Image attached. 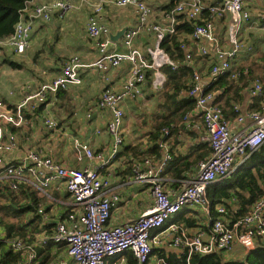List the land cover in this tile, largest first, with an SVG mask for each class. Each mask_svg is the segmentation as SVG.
Segmentation results:
<instances>
[{
    "label": "built area",
    "instance_id": "built-area-1",
    "mask_svg": "<svg viewBox=\"0 0 264 264\" xmlns=\"http://www.w3.org/2000/svg\"><path fill=\"white\" fill-rule=\"evenodd\" d=\"M150 1L111 2L117 8L132 7L137 18L136 27L126 29L123 33L122 52L110 51L114 45L112 35L100 23L104 5L99 2L90 4L85 33L95 44L97 59L85 64L77 56L69 57L62 63L58 76L51 81L37 85L26 83L20 88L19 99L7 103L0 101V191L8 188L10 192L17 193L20 187H24L46 201L37 207L29 201L34 216L30 220L26 218L25 223L32 224L34 217L39 223L34 231L25 236H8L0 226V241L4 248L19 256L16 264H39L37 251L48 246L50 259L47 264H168L164 257L153 255L152 252L153 247L165 240L164 235L171 236H166L170 245L181 251L180 257L186 254L185 264H190L193 254L204 256L230 252L236 245L249 253L255 248L258 239H264V197L256 200L242 218L233 222L223 217L215 219L210 223L207 233L199 230L191 234L182 225L171 222L176 214L189 205L196 206L207 217L211 216L212 211L224 216L226 210L222 205L211 206L206 195L207 188L229 178L264 144V106L248 113L250 123L247 125L244 124V118L237 115L235 122L241 127L232 131L224 118L223 109L214 104L215 94L205 93L213 81L230 71L231 62L238 53L252 51L251 46L241 42L240 34L243 26L250 21L248 8L255 2L264 3V0H215L211 5L205 4L203 0H179L160 12L159 21H152L155 11L149 5ZM83 3L87 4V1L83 0ZM74 9H77L74 0H44L33 7L31 21H24L21 14L13 34L0 40V47L8 46L14 54H24L29 48L32 21L49 22L55 13L61 19ZM225 16L228 17V48H224L215 35L214 21ZM185 22L190 28L189 39L196 44V54L213 56L207 76L202 77L194 72L184 92V97L194 102L193 108L183 117L184 122H188L192 116L201 118L206 133L204 140L209 144L210 153L199 162L196 173L184 187L172 194L164 188L162 177L166 165L172 160L167 144L169 129H163L157 140L162 158L156 163L149 158L134 160L131 165L132 181L137 186L149 189L151 207L131 222L120 226L110 225L111 214L120 203V197L112 191L109 180L100 174V169L116 158L123 144L122 104L135 101L142 95L149 73L152 76L151 88L155 92L164 88L163 68L177 70L179 65L161 45L167 37L176 36L178 26ZM142 32L153 36L154 40L144 50L134 45ZM179 42L185 66L191 65L192 51L185 41ZM123 63L129 65V70L120 90L105 88L96 104L99 111L109 114L106 131L112 139L110 148L94 151L86 142L76 138L72 140L76 160L81 162L86 159L90 167L68 169L52 159L43 148L27 150L16 161L6 160V155L18 150L20 144L12 129L18 130L27 125V115L31 117L40 106L51 104L59 92L80 85V70L90 69L104 75ZM238 77L239 74L235 72L230 75L231 79ZM249 91L253 97L261 96V80L254 79ZM9 95L12 96L13 92ZM232 110L238 113L236 105ZM86 119L90 120L91 115L87 114ZM40 125L46 131L57 128V122L49 118L40 119ZM96 134H100V130H96ZM57 183H61L68 196L64 203L49 193ZM58 204L65 206L62 215H55L53 207Z\"/></svg>",
    "mask_w": 264,
    "mask_h": 264
},
{
    "label": "crops",
    "instance_id": "crops-1",
    "mask_svg": "<svg viewBox=\"0 0 264 264\" xmlns=\"http://www.w3.org/2000/svg\"><path fill=\"white\" fill-rule=\"evenodd\" d=\"M43 1L44 0H30L27 3L22 13L24 21H31L33 7L41 4ZM86 1L87 4L83 3V0H74V3L77 6V9L74 10H82L85 13V20L82 23V31L84 32V35H81L82 39L76 45V42H78L77 36L74 38L72 37L75 45L72 49L75 50L76 48L79 53L72 52L71 55L69 54V56H66L65 58L58 57L62 61H58L57 58V61L59 62L57 66L55 64H49L48 62L43 64L33 63L34 65L29 62V54L34 55V59H37V52H39L37 48L39 47L37 41L38 34L43 30V27L35 25L39 22L36 20L32 21L29 48L24 54L16 55L8 46L0 47V72H4V69L10 71L7 64L3 63V60L8 59V56L11 55L13 57L21 58L20 63L23 68L21 70L27 71L30 75L28 80L17 83V86H13L11 83L16 80L13 79V77H15L17 73L5 74V76H7L5 80L8 82V86H10L8 87L9 90L5 92L6 96L0 98V101L7 103L16 101L17 98L19 99L20 88L26 83L37 85L51 81L54 77L58 76L62 63L69 57L77 56L80 58L81 62L85 64H90L97 59L95 44L87 38L85 33L87 18L90 15L91 10L90 4H96L99 2L104 5V9L100 14V23L109 29L112 36L123 29L126 30L136 27L137 25L136 14L132 7L117 8L111 4L113 0ZM177 1L179 0H173V4ZM170 2L171 0H151L149 2V5L155 11V17L152 21L160 20V12L165 10ZM203 2L211 5L214 4L215 0H203ZM248 10L250 12V21L243 26L240 40L242 43L251 46L252 51L238 53L236 58L231 62L230 72H240V76L237 79H234V87L238 92L235 94L233 91L226 93L221 100L222 102H220L224 118L228 121L232 131H237L241 127L235 122L237 115L243 117L244 124L247 125L250 123L248 113L260 110L261 107L264 106V3L255 2L248 8ZM53 16L58 20H62V18H58V14L56 13L53 14ZM227 23V16L214 21L215 35L223 44L224 48H228L226 35ZM44 36L47 35L42 34V37ZM122 36L123 35H121L116 41L111 38L114 45L110 48V51H123ZM176 36L179 37V41H185L193 54V61L191 65L187 66L191 70V76L188 79L189 82L191 81L194 72L199 73L202 77H206L208 70L213 63V56H198L196 54V44L189 39V33H183L180 31ZM33 41L36 42V47L34 46ZM153 42V36H147L142 32L138 38H136L134 45L135 47L144 50V48L151 46ZM25 64H27L26 67H24ZM128 70L129 65L126 63L121 64L116 69L109 70L104 75L90 69L80 70V85L70 86L66 91L58 93L51 101V104L43 105V107L40 106V111H37L31 117L27 115V125L14 131L19 138V148L15 152L7 154L6 160L16 161L23 157L27 150H38L43 148L52 159L68 169L90 167L91 164L86 159H83L81 162L76 160L72 148V140L76 138L82 142H86L94 151H103L110 148L112 139L106 131L109 114L107 112L99 111L96 104L100 93L105 88H109L113 91L120 90L121 85L127 78ZM247 72L251 73V75L248 78H241L242 74ZM151 79L152 76L151 73H149L147 75V82L142 88V95L139 98L135 101L122 104L124 112L122 124L123 144L120 147L116 158L100 169V174L109 180L112 191L116 192L120 197V203L111 214L109 220L110 225L120 226L131 222L141 213L148 210L152 204L149 189L146 186L135 185L131 177V165L134 160L149 158L153 163H156L163 155L157 147L156 151L152 152L151 147L154 146L155 141L151 138V134L153 133V128L159 118L162 115L165 116L168 114V112H166L167 110L161 107L164 105L163 93L168 89V85L165 77L164 88L155 92L150 86ZM254 79H260L263 84L262 95L258 97H253L249 91ZM10 92H13L12 96L9 95ZM184 92L185 90L178 92V99L181 100L185 98ZM214 94L216 98V96L219 95V92H214ZM225 100L226 104L224 103ZM148 103L153 106V111L149 114L140 111V116L142 118L146 116L145 118L152 121L149 124V127L141 128L139 124L137 125L134 123L136 120L133 118L134 115H132V113L137 114L136 110H141L142 105ZM234 105L238 107L237 114L232 110ZM187 112L188 111L181 112L182 116L176 124L172 123L170 126L165 127L169 129L167 144L170 147L169 150L172 160L166 165L162 177L164 179V188L172 194L178 192L184 187L186 182L196 173L199 162L210 153L209 144L204 140L206 133L202 127L201 118L192 116L189 118L188 122H184L183 117ZM87 114L91 115L90 120L86 119ZM42 118H49L57 122V128L51 131H46L40 125V119ZM96 130H100V134L97 135ZM155 145L157 146V141L155 142ZM126 147H129L128 151L125 150ZM135 148L137 149V152L134 151ZM50 192L53 193L50 195L63 203L68 200V196L63 190L61 183L54 185V188H52L49 193ZM231 200L232 198H230V202L225 200H223V202L224 204L229 205L230 209H233L235 208L234 202H231ZM27 203L29 204V201H27ZM40 203L44 205L46 201ZM222 206L224 207V205ZM53 208L55 215H62L65 206L58 204ZM212 213H214V211H212ZM33 216V212L27 213L26 216H24V221L26 218H28V220L32 219ZM211 216L207 217L199 208L189 205L176 214L171 222L182 225L183 228L191 234L199 230H203L207 233L211 222ZM38 223L39 220L36 217H34V221L32 220V224L30 225L23 223L25 226L23 236L30 233V231H34L38 226ZM165 228L166 227H164V230ZM169 234L172 235L171 233ZM166 236L171 237L164 235L163 238H165V240L161 241L159 246L153 247V255L161 252L168 258L172 256L178 258L181 255V251L172 247ZM262 241H264V239ZM246 254L247 253L237 245L234 246L230 252H221L222 258L225 262L242 260Z\"/></svg>",
    "mask_w": 264,
    "mask_h": 264
},
{
    "label": "trees",
    "instance_id": "trees-1",
    "mask_svg": "<svg viewBox=\"0 0 264 264\" xmlns=\"http://www.w3.org/2000/svg\"><path fill=\"white\" fill-rule=\"evenodd\" d=\"M29 1L0 0V40H5L13 34L15 25L19 22L21 14ZM172 4L173 0H171L167 7L170 8ZM177 29L178 33L180 31L183 33L190 32L189 25L186 22L178 26ZM161 47L172 60L178 63L179 67L177 70L165 67L162 71L167 79L168 89L163 93L164 105L161 107L167 110L168 114L162 115L153 128L154 131L151 134V138L155 142L166 126H170L172 123L176 124L180 120L182 116L181 112L190 111L193 108L194 102L190 98L178 99V92L188 89V79L191 76V70L184 65V53L180 49L179 37H167ZM10 57L12 56L9 55L8 59H4L3 63L7 64L12 70L23 69L20 62H14L10 60ZM58 61L62 60L58 58ZM238 73L240 76V72ZM231 74L232 72L229 71L227 74L220 76L205 91V93L219 92L214 101V104L219 107H222L220 106V102H222L221 100L226 93L233 91L235 94L238 92L234 87L235 80L230 78ZM250 75L251 73L247 72L242 74L241 78H248ZM224 103L226 104V100ZM41 107L37 111H40ZM12 131L14 132L15 130L12 129ZM155 142L154 146L151 147L152 152L156 151L157 146ZM125 150L128 151L129 147H126ZM136 150L135 148L134 151L137 152ZM206 195L211 206L222 204L226 210L224 216L212 213L211 222L219 217H223L228 222H233L236 219L244 217L249 212L251 205L259 198L264 197V144L252 153L229 178L210 185L207 188ZM230 198L234 200L235 208L233 209H230V206L223 202V200L230 202ZM27 201H31L32 205L37 207L41 205L42 199L37 198L33 191L30 189L25 190L24 187H20L17 193L10 192L8 188H3L0 191V226L5 229L8 236L12 234L23 236L25 228L23 225L25 223L24 216L34 211ZM262 240L258 239L255 248L247 253L242 260L225 262L221 252H215L204 256L193 254L190 257V264H264V241ZM49 250L50 246L37 251L38 258L40 259L39 264H47L50 259ZM156 255L164 257L168 264H185L186 254L178 258L174 256L168 258L161 252H158ZM18 259V254L7 251L2 241H0V264H16Z\"/></svg>",
    "mask_w": 264,
    "mask_h": 264
},
{
    "label": "rangeland",
    "instance_id": "rangeland-1",
    "mask_svg": "<svg viewBox=\"0 0 264 264\" xmlns=\"http://www.w3.org/2000/svg\"><path fill=\"white\" fill-rule=\"evenodd\" d=\"M84 15L85 13L82 10H72L65 14L62 20H58L53 16L49 22L43 24V22L40 23L41 21H39L38 23H36L35 25L38 27H43V30H41L38 34L37 41L39 43V47L37 48L39 52H37V59H34V55L29 54V62L32 64H43L48 62L49 64H55L57 66V64L59 63L57 61L58 57L65 58L66 56H69V54L71 55L72 52L79 53L76 48L75 50L72 49L73 46H75L72 37L74 38L75 36H77L78 42H76V45L82 39L81 35H84V32L82 31V23L85 20ZM42 34H45L47 36L42 37ZM33 42L34 46L36 47V42ZM10 60L14 62H20L21 58L12 56L10 57ZM26 66L27 64L24 65V67ZM10 73H17L16 76L13 77V79H16L17 81L15 80L13 81L14 83H11L13 86L30 78L29 73H27V71L25 70L10 69V71H6L4 69V72H0V98L5 97V92L9 90L8 87L10 85L8 86V82L5 80V78L7 77L5 76V74L8 75ZM153 109V106L149 103L146 105H142L141 110H136L137 114L132 113V115H134L133 118L136 120V122L134 121V123H136L137 125L139 124L141 128L149 127V124L152 120L149 121L148 118H145L146 116L142 118L140 116V111H144L146 112V114H149L153 111ZM50 194L53 193L50 192ZM42 202H44V200H42Z\"/></svg>",
    "mask_w": 264,
    "mask_h": 264
},
{
    "label": "water",
    "instance_id": "water-1",
    "mask_svg": "<svg viewBox=\"0 0 264 264\" xmlns=\"http://www.w3.org/2000/svg\"><path fill=\"white\" fill-rule=\"evenodd\" d=\"M124 32H125V29L121 30L119 33L115 34L111 38L116 41L121 35H123Z\"/></svg>",
    "mask_w": 264,
    "mask_h": 264
}]
</instances>
